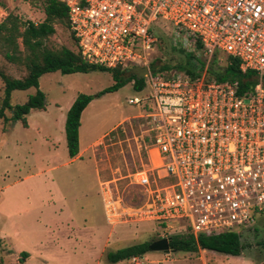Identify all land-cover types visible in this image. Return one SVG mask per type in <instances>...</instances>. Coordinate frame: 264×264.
<instances>
[{
    "label": "built area",
    "instance_id": "1",
    "mask_svg": "<svg viewBox=\"0 0 264 264\" xmlns=\"http://www.w3.org/2000/svg\"><path fill=\"white\" fill-rule=\"evenodd\" d=\"M60 1L83 61L148 69L147 92L127 101L143 109L148 139L139 145L147 163L132 175L146 202L133 214L181 224L194 237L250 230L264 213V0ZM159 23L172 27L182 49L204 56L199 77L150 71ZM215 55L238 59L241 73L257 77L252 88L240 93L209 78ZM107 192L111 223L118 206L110 182Z\"/></svg>",
    "mask_w": 264,
    "mask_h": 264
},
{
    "label": "rangeland",
    "instance_id": "2",
    "mask_svg": "<svg viewBox=\"0 0 264 264\" xmlns=\"http://www.w3.org/2000/svg\"><path fill=\"white\" fill-rule=\"evenodd\" d=\"M43 8L39 0H0V22L11 13L22 21L39 23L45 18ZM54 27L55 34L45 45L76 52L69 27L60 23ZM159 31L166 50L162 53L156 46L150 57L162 63L181 59L182 39L167 24L159 23ZM199 57L204 62V56ZM219 57V65H225V56ZM0 68L15 78L25 74L23 67L7 63L1 55ZM114 83L108 70L46 73L39 77L45 108L32 110L26 127L0 120V264H109V252L188 233L181 224L163 228L133 214L146 202L132 175L147 163L139 145L148 139L140 118L143 109L127 101L143 97L148 89L136 91L129 82L99 96ZM34 92L33 88L13 91L10 102L22 104ZM2 94L0 80V100ZM79 94L90 95L92 100L81 114L80 151L72 160L65 121ZM109 182L118 206L111 223L105 219L102 199H108ZM241 242L246 246L240 256L149 250L139 264H264V213L241 233ZM118 264L133 263L129 259Z\"/></svg>",
    "mask_w": 264,
    "mask_h": 264
},
{
    "label": "trees",
    "instance_id": "3",
    "mask_svg": "<svg viewBox=\"0 0 264 264\" xmlns=\"http://www.w3.org/2000/svg\"><path fill=\"white\" fill-rule=\"evenodd\" d=\"M43 2L45 18L42 22L22 21L17 15L9 13L0 22V55L9 63L23 67L25 74L15 78L0 68V80L3 84V94L0 100V120L4 123L20 122L23 127L27 126L26 116L32 110H43L45 108V95L39 90V77L46 73L60 72L62 74L86 73L89 71H110L115 83L99 93V96L118 90L120 87L133 82L136 91H142L145 86V79L137 80L135 76L127 77L128 70L105 69L97 65L88 64L81 58L77 42L71 33V39L76 46V52L69 48L62 47L59 50L49 49L45 41L55 34L54 24L60 23L69 27L67 8L60 0H39ZM70 29V27H69ZM157 48L166 50L165 41L158 30ZM183 54L181 59H169L163 62L154 57L150 61L152 73L170 75L173 72L185 73L191 78L199 77L204 70L205 63L196 57L194 53L188 52L180 46ZM197 50L201 46L197 45ZM220 56V55H219ZM220 57L215 55L210 66L206 69L209 78L218 81H230L236 85L240 93L252 88L254 83L247 80L254 76L252 72L241 73L239 60L231 56H225V65H219ZM172 72H168L171 71ZM35 89L32 95L22 104H11L13 91H25ZM92 100V96L79 94L70 106L65 121V137L67 152L70 159L78 156L79 148V127L83 110ZM10 113L7 116L6 113ZM165 228V224L158 223ZM183 227V226H182ZM184 228V227H183ZM169 246L174 252H198L199 250L211 251L229 256H240L245 249L241 242V234L224 232L218 235L194 237L191 233L174 234L170 237ZM150 243L144 242L127 247H122L115 252L107 254L109 264H118L129 260L134 256H143L149 251ZM24 256V253H22Z\"/></svg>",
    "mask_w": 264,
    "mask_h": 264
},
{
    "label": "water",
    "instance_id": "4",
    "mask_svg": "<svg viewBox=\"0 0 264 264\" xmlns=\"http://www.w3.org/2000/svg\"><path fill=\"white\" fill-rule=\"evenodd\" d=\"M148 75V69L146 67H132L127 71V77L135 76L137 80L144 79ZM257 79L256 76L248 79V82L253 83ZM170 238H161L149 245V250L152 251H173L169 246ZM174 252V251H173Z\"/></svg>",
    "mask_w": 264,
    "mask_h": 264
},
{
    "label": "crops",
    "instance_id": "5",
    "mask_svg": "<svg viewBox=\"0 0 264 264\" xmlns=\"http://www.w3.org/2000/svg\"><path fill=\"white\" fill-rule=\"evenodd\" d=\"M72 160H74V158Z\"/></svg>",
    "mask_w": 264,
    "mask_h": 264
}]
</instances>
